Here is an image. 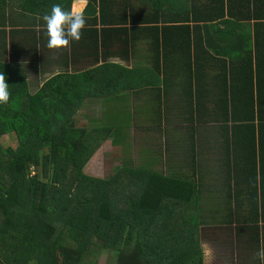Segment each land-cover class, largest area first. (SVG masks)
<instances>
[{
    "label": "trees",
    "instance_id": "trees-1",
    "mask_svg": "<svg viewBox=\"0 0 264 264\" xmlns=\"http://www.w3.org/2000/svg\"><path fill=\"white\" fill-rule=\"evenodd\" d=\"M85 1L79 42L91 43L94 52H102L111 38L129 48L143 39L155 48L157 61L169 57L181 68H201L204 97L217 95L204 68H231L214 80L229 95L219 100L228 122L225 146L241 162L226 177L242 188L234 200L248 198L233 203L241 212L248 206L253 221L258 209L264 213V0ZM71 3L0 0V24L18 11L35 35L34 45L46 35L43 15L54 4L67 10ZM10 66L0 63L11 93L9 103L0 105V138L13 134L17 145L0 144V264H93L99 250H107L115 264H201L195 180L124 165L103 180L82 174L99 133L94 137L73 120L79 108L73 95L84 89L102 94L105 81L95 78L110 64L57 74L36 91ZM71 78L81 83L70 85ZM203 105L196 110L205 112ZM207 117L198 114L195 121Z\"/></svg>",
    "mask_w": 264,
    "mask_h": 264
},
{
    "label": "crops",
    "instance_id": "crops-1",
    "mask_svg": "<svg viewBox=\"0 0 264 264\" xmlns=\"http://www.w3.org/2000/svg\"><path fill=\"white\" fill-rule=\"evenodd\" d=\"M85 6L86 1L80 7L84 9ZM4 22L0 24L5 26L1 30L6 32L0 34V63L11 65V72L13 67L22 71L30 91L40 89L57 74H75L110 64L104 67L110 68L108 71L103 74L102 70V74L95 78L105 81L100 85L102 94L94 96L84 89L73 95L75 105L79 104L73 120L87 127L90 134L99 133L98 137L92 134L99 140L97 151L106 142L112 149L110 152H121L116 158L120 167L124 165L162 176L195 180L198 187L196 231L201 264L205 260L204 251H212L218 260L216 264L253 262L257 249L264 245L261 241L264 239V213L258 209L253 221L248 206L247 212H241L240 204H233L245 198L239 196L234 200L242 188L226 175L228 171H235L234 167L241 166V162L237 152H228L224 141L228 122L222 120L220 105L223 103L219 100L228 101L229 95L214 86L215 76L222 72L226 74L231 68H204L212 74L211 86L219 91L218 94L214 90L217 95L208 93L204 97L200 93L201 68H181L180 61L169 57L164 62L161 58L157 61L155 48L148 47L143 39L133 41L129 48L120 41L121 38H111L102 52L100 49L94 52L91 43L72 42L68 50L55 53L44 45L46 35H40L41 40L33 45L31 39L35 35L28 32L27 22L18 11L7 15ZM36 29L39 35L40 28ZM165 53L168 55L167 51ZM69 82L70 85L81 83L75 78ZM200 101L205 112L203 108V112L196 110L200 109ZM205 113L208 115L206 120L195 121L198 114ZM94 123L100 126H93ZM132 133L140 139L157 137L159 142L147 148L134 146L128 150L130 148L124 141L132 137ZM190 147L194 154L190 153ZM247 201L248 198L244 202ZM240 214L250 216L248 223L239 222ZM202 233L206 234L205 243L201 241Z\"/></svg>",
    "mask_w": 264,
    "mask_h": 264
},
{
    "label": "clouds",
    "instance_id": "clouds-1",
    "mask_svg": "<svg viewBox=\"0 0 264 264\" xmlns=\"http://www.w3.org/2000/svg\"><path fill=\"white\" fill-rule=\"evenodd\" d=\"M85 0H72L71 7L65 9L60 4L51 6L50 11L43 15L47 48L55 53L68 50L72 42H79L86 28L84 11L80 7ZM9 84L4 73H0V105H7L11 93ZM258 264H264V245L259 247L255 253Z\"/></svg>",
    "mask_w": 264,
    "mask_h": 264
},
{
    "label": "rangeland",
    "instance_id": "rangeland-1",
    "mask_svg": "<svg viewBox=\"0 0 264 264\" xmlns=\"http://www.w3.org/2000/svg\"><path fill=\"white\" fill-rule=\"evenodd\" d=\"M93 126L99 127L100 124L99 123H94ZM133 136L125 139V143L126 146H128V150H131L132 147H143V148H147L148 145L156 144L159 142V138L155 137V138H149V136H146L145 138H137L135 133H132ZM129 142H131L129 144ZM104 142V144L99 148V151L95 152L94 155L92 156V158L89 160V162L86 163V165L84 166L83 170H82V174L92 177V178H96V179H107L109 177H111L113 175L112 170L114 168H119L120 164L116 163V158H119L121 152H110V150H112L109 146V143ZM0 144L3 148L5 147H11V148H15L17 145V141L16 138L13 134L8 133L7 135H4L3 137L0 138ZM103 147V148H102ZM102 148V150H100ZM138 150H140L138 148ZM123 155V153H122ZM31 176H34L35 171L31 170ZM250 217V216H249ZM249 217L241 215L239 216V222L240 223H248ZM198 235V233H197ZM203 237V239H201V241H204V243L206 242L205 238L206 234H201ZM205 237V238H204ZM199 238V235H198ZM93 254V253H92ZM204 255H205V260H204V264H216L218 262L217 259H215V257L213 256L212 251H204ZM250 257H253V255H251ZM92 262L93 264H115L114 259L112 258L111 254L108 253L107 250H99L96 251L93 256H92ZM254 264V262H250V260L248 261H243L242 264Z\"/></svg>",
    "mask_w": 264,
    "mask_h": 264
}]
</instances>
